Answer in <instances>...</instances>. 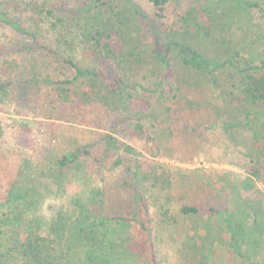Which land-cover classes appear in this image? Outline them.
Wrapping results in <instances>:
<instances>
[{
	"label": "rangeland",
	"instance_id": "374dc122",
	"mask_svg": "<svg viewBox=\"0 0 264 264\" xmlns=\"http://www.w3.org/2000/svg\"><path fill=\"white\" fill-rule=\"evenodd\" d=\"M62 1L0 0L15 5L13 19L26 29L15 31L0 22V244L6 261H22L21 253L18 258L11 252L17 236L23 242L39 232L59 249L74 233L78 239L77 220L88 205L121 212L130 221L118 223L103 212L104 233L98 239L104 244L91 245L106 260L96 261L95 250L79 241L69 251L73 264H150L137 186L124 184L131 169L147 198L158 264H264V68L259 64L264 18L242 0H182V11L169 21L175 24L173 35L166 30L162 40L182 38L176 21L185 15L191 26L187 43L192 40L218 66L237 59L241 68L226 64L215 75L198 74L172 54L175 71L166 80L168 71L152 54L146 28L136 17L125 13L116 20L102 10L97 18L89 15L84 20L91 25L112 26L114 42L136 48L126 70L96 64L105 76L122 78L123 89L115 95L103 77L75 76L73 66L81 71L90 66L82 56L83 29L75 10L87 0H67L57 28L48 19L35 25L33 5ZM102 3L107 9L117 6L112 0ZM201 30L206 31L195 33ZM248 63L255 67L247 70ZM246 75L261 100L241 96ZM211 117L226 120L228 132L205 130ZM136 123L143 134L134 131ZM62 157L72 161L60 166ZM190 203L228 209L240 254L232 251L222 216L180 213ZM16 209L21 217L13 221ZM64 222L72 230L66 227L59 241L50 225ZM6 225H11L8 232ZM135 252L141 256L130 260Z\"/></svg>",
	"mask_w": 264,
	"mask_h": 264
},
{
	"label": "trees",
	"instance_id": "16d2710c",
	"mask_svg": "<svg viewBox=\"0 0 264 264\" xmlns=\"http://www.w3.org/2000/svg\"><path fill=\"white\" fill-rule=\"evenodd\" d=\"M87 1L88 4L80 5V7L76 8L75 10L77 16L79 17V24L83 29L82 44L85 47L82 46V56L89 62L90 66L87 71H81L76 66H73V68L75 69V76L78 77L87 73L92 74L95 77H103L108 81L107 86L110 89L111 93L115 95H118L123 89L122 78L118 73L112 76H105L102 71H97L98 68L96 67V64L101 67L117 66V68H121V70H126L128 58L136 56V48L133 45L125 47V42L122 41L120 43L114 42V29L111 28L112 26L108 27L107 30H103L100 27L89 24V22H87L89 20H84L91 14H94L91 19L99 17L101 15L100 10H102L103 13L107 15L113 14L116 20L121 18L125 13H131L132 16L136 17L141 22V24L145 26L152 54L165 67V70L168 71V74L163 76V78L166 80L171 77L172 73L174 74L175 71L171 61L172 54H176L182 67L188 68L189 70H192L198 74L206 73L207 75L210 74L211 76L215 75L217 74L219 69H222L226 64L232 66V68H234V70L236 71L241 68L240 65L242 61L237 59H234L233 61L231 59H228L227 61H225V63H223V65L218 66L217 63L208 60L202 53L198 52V48H196L195 45L196 43H191L192 40L187 43L186 34L191 29V26L188 24V19L185 15H179L176 21V26L180 27L177 31L181 34L183 39L177 34L176 36H171V40L169 41L162 40V33L166 30L173 35L175 24L172 23L171 25H169V21L173 18L174 12H176L177 10L182 11L180 9L182 0H112V2L117 6L111 7L110 9L105 8L108 3L103 4L102 0ZM242 1L243 4L246 5L250 10L252 9L256 14H259L264 18V2L257 0H251L252 3L246 0ZM67 2V0H63L55 6L47 5L40 7L37 4L33 5L32 10H36L35 12L37 18V22L35 25L37 26L39 23L43 22V20L48 19L53 28H57L58 26H60L64 20V12H66L67 10ZM11 6L12 7L8 5L4 6L3 3H0V22L6 24L8 27L15 31L26 33V29L21 26L20 22L13 19L16 12V7L15 5ZM91 6H96L95 8H93L95 11L91 10ZM195 11L196 10H193V14H195ZM190 15L191 14L189 13L188 16ZM237 15L243 14L238 13ZM40 16L42 19L40 18ZM247 16L248 14L243 15L245 20H249ZM182 31L184 33H182ZM204 31L206 30L196 31L195 33L200 34L201 32L204 33ZM259 64L261 68H264V60H262ZM254 67L255 66L249 65V63L246 64L247 70H252ZM246 78V81L241 83L242 87L240 86L241 96L244 99L253 102L261 100L262 97L252 91L250 83V79H252L251 76L246 75ZM121 120L122 118L119 120V122ZM204 129L213 132L218 130L228 132V130L230 129V124L222 118L216 119L211 117L209 125H207V128ZM134 131H136L138 134H143L142 125L140 123H136L134 125ZM108 136L109 135H105L104 138H107ZM71 161L72 160H69L68 157H62L58 160V164L60 166H66L70 164ZM127 176L128 179L125 180L124 184L131 182L137 186L133 189V191L138 194L140 207L143 211L141 218L145 220V223L140 224V226L141 230L145 232L146 237H148L149 244L147 245L146 243H144L143 250L144 252L148 253L147 260H149L150 264H158L156 260L154 245L153 243H151L152 219L150 218L148 213L149 210L146 201L147 198H144V191L141 189L137 181L139 177L138 174L129 169ZM122 184L123 182L121 183V185ZM31 193L30 194L32 198L35 193ZM89 202L93 204L91 200H89ZM86 206L88 205H85V209H82V212L86 215L83 216L81 222L77 220L76 226L81 225L78 230L80 236L78 237V239H76V233H74L67 239V242L61 249H59L60 245H58V243L54 239L52 241H49L46 237L45 239H43L40 237L39 232H36L34 236H31V238L28 237L23 242H20L21 240L17 236V238L11 243L13 245V250L11 252L17 255L18 258L19 254L21 253L20 255L22 257L20 259L22 261L19 264H61V261L63 260L67 261L65 264H73L69 260V251L71 250V247L74 243L83 241L85 242V245L87 243L88 247L91 249L93 248L91 242H94L95 246H97L98 244L97 247L99 248H101V246L104 244V239H98L104 226L103 216L105 214L103 212H106V214H112L111 219H113L114 221H118V223L122 222L123 220L130 221V219H125L123 215L121 216V212L115 213L110 209H93L91 208V206H89L87 209ZM88 211H90V213H88ZM179 211L184 216H222L230 234L229 242L232 246V251L236 254H240L237 238L233 232V228L231 225V215L226 207H224V209L222 210H219L200 203H190L182 205ZM17 213L18 209L12 212L13 221H18L20 219L21 216H18ZM35 216L37 219L38 215ZM134 218L135 217H133L132 220ZM6 226L8 232V229L11 227V225ZM35 227L37 230L40 229L37 226ZM65 228L68 231L72 230V226H67L66 222L53 224L51 223L50 225L51 232H54V234L58 236L59 241L64 240L65 238ZM103 233L104 231L101 234ZM2 246L3 245L0 244V264H9L5 258L7 250H5V248H3ZM62 249L63 252L61 253ZM94 250L95 249H92L91 251ZM98 251L99 250L97 248L94 252L96 253L94 259L96 261H105L106 258L98 256ZM9 254L11 255V253ZM132 255L133 257H131L130 260L134 259L137 255L141 256L139 252L132 253Z\"/></svg>",
	"mask_w": 264,
	"mask_h": 264
}]
</instances>
